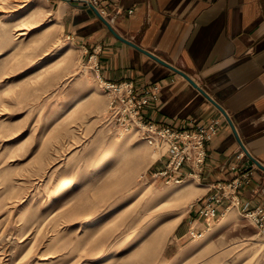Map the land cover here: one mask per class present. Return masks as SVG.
Here are the masks:
<instances>
[{
    "label": "rangeland",
    "instance_id": "obj_1",
    "mask_svg": "<svg viewBox=\"0 0 264 264\" xmlns=\"http://www.w3.org/2000/svg\"><path fill=\"white\" fill-rule=\"evenodd\" d=\"M90 55L51 0H0V264H264L235 206L177 237L197 178L153 176L158 151L118 127Z\"/></svg>",
    "mask_w": 264,
    "mask_h": 264
},
{
    "label": "crops",
    "instance_id": "obj_2",
    "mask_svg": "<svg viewBox=\"0 0 264 264\" xmlns=\"http://www.w3.org/2000/svg\"><path fill=\"white\" fill-rule=\"evenodd\" d=\"M51 1L63 33L85 51L96 50L103 80L132 81L138 92L159 86L157 100L142 110L145 119L179 129L220 120L217 135L206 143L201 171L186 177L197 178L201 193L176 235L194 234L209 223L202 207L214 186L231 178V165L254 163L245 154L238 158L242 149L227 120L182 75L116 38L92 6ZM116 5L119 11L108 16L113 30L191 77L225 109L247 151L264 165V0H116ZM162 167L163 160L150 165L153 173ZM239 199L252 205L264 201V171H253ZM230 205L227 199L213 203L214 216Z\"/></svg>",
    "mask_w": 264,
    "mask_h": 264
},
{
    "label": "built area",
    "instance_id": "obj_3",
    "mask_svg": "<svg viewBox=\"0 0 264 264\" xmlns=\"http://www.w3.org/2000/svg\"><path fill=\"white\" fill-rule=\"evenodd\" d=\"M93 6L108 22L111 10L119 11L116 0H76ZM130 13L131 10H128ZM68 37V36H67ZM94 59L93 66L108 97V108L118 127L125 132H133L138 139L158 151L163 167L153 173L155 178H161L165 183L179 184L187 175L197 176L206 158V143L218 133L220 120L212 118L204 124L193 128L179 129L169 125H161L145 119L143 108L158 98V85L144 87L140 92L135 89L132 81H106L98 72L96 50L90 55ZM244 153L239 152L238 158ZM255 164L245 165L234 163L230 170L233 175L226 182L217 183L215 192L204 206L202 215L207 219L214 216L213 203L227 199L255 227L264 246V201L256 204L242 202L239 199V189L249 184Z\"/></svg>",
    "mask_w": 264,
    "mask_h": 264
},
{
    "label": "water",
    "instance_id": "obj_4",
    "mask_svg": "<svg viewBox=\"0 0 264 264\" xmlns=\"http://www.w3.org/2000/svg\"><path fill=\"white\" fill-rule=\"evenodd\" d=\"M93 10L95 12V14L99 17V19H101V21L107 26V28L109 29V31L118 39H120L121 41L135 47L136 49L140 50L141 52L145 53L146 55L150 56L151 58L155 59L156 61H158L159 63L165 65L166 67H169L171 70L179 73L180 75H182L185 79H187L194 87H196L220 112L221 114L224 116V118L227 120V122L229 123L234 135L237 138V141L240 145V148L242 149V152L256 165V167L262 171H264V165H262L260 162H258L245 148V146L243 145V143L241 142V140L239 139L235 127L229 117V115L227 114V112L225 111V109L219 104L217 103L214 99H212L200 86H198L191 77H189L187 74H185L183 71L177 69L176 67L170 65L169 63H166L164 61H162L161 59H159L158 57H156L154 54L150 53L149 51L139 47L138 45H136L135 43L119 36L111 27L110 23L103 17L101 16L98 11L96 10L95 7H93Z\"/></svg>",
    "mask_w": 264,
    "mask_h": 264
},
{
    "label": "bare ground",
    "instance_id": "obj_5",
    "mask_svg": "<svg viewBox=\"0 0 264 264\" xmlns=\"http://www.w3.org/2000/svg\"><path fill=\"white\" fill-rule=\"evenodd\" d=\"M28 9V8H27ZM34 9V8H33ZM28 11V10H27ZM26 11V12H27ZM23 12V11H22ZM25 13V12H24ZM28 13V12H27ZM25 15V14H24ZM18 17V16H17ZM12 19H15V18H12ZM45 30H47L48 31V29H49V27H46V28H44ZM64 49V48H63ZM226 223H227V221H223V222H221V223H218V224H216L213 228H212V231H211V234L212 235H215V234H217V233H219L220 231H223L224 229H225V227H226Z\"/></svg>",
    "mask_w": 264,
    "mask_h": 264
}]
</instances>
